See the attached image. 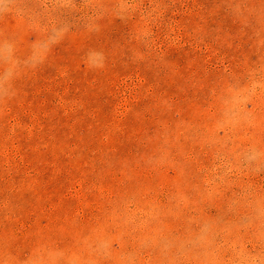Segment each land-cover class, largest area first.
<instances>
[{
    "label": "rangeland",
    "instance_id": "1",
    "mask_svg": "<svg viewBox=\"0 0 264 264\" xmlns=\"http://www.w3.org/2000/svg\"><path fill=\"white\" fill-rule=\"evenodd\" d=\"M0 264H264V0H0Z\"/></svg>",
    "mask_w": 264,
    "mask_h": 264
}]
</instances>
